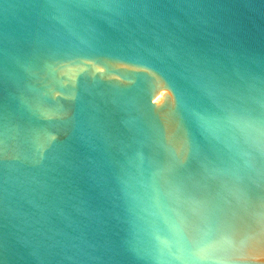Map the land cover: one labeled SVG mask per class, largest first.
Returning <instances> with one entry per match:
<instances>
[{
  "label": "water",
  "instance_id": "water-1",
  "mask_svg": "<svg viewBox=\"0 0 264 264\" xmlns=\"http://www.w3.org/2000/svg\"><path fill=\"white\" fill-rule=\"evenodd\" d=\"M0 264H264V0H0Z\"/></svg>",
  "mask_w": 264,
  "mask_h": 264
}]
</instances>
